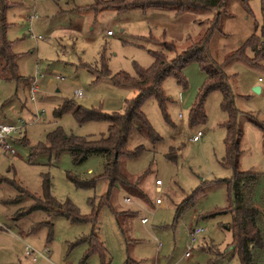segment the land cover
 I'll return each instance as SVG.
<instances>
[{
  "label": "rangeland",
  "instance_id": "obj_1",
  "mask_svg": "<svg viewBox=\"0 0 264 264\" xmlns=\"http://www.w3.org/2000/svg\"><path fill=\"white\" fill-rule=\"evenodd\" d=\"M9 1L14 5L7 12V37L18 56L21 79L0 77V123L22 128L10 139L15 153L0 154V224L11 228L0 229V264H101L99 253L83 262L88 246L80 240L93 233L104 244L107 264L130 260L136 262L130 264H240L228 227L232 214L211 216L230 207L231 191L221 180L232 178L235 172L234 167L224 165L228 116L222 109L221 91H212L205 100V121L190 124L191 108L207 78L198 61L183 68V82L175 75L165 78V107L154 97L144 102L142 110L160 140L154 144L144 130L130 134V151L145 147L140 155H124L119 162L134 189L115 185L110 204L101 205L110 188L101 177L107 163L104 155L92 154L75 164L68 149L59 154L35 152L58 126L78 136L106 135L107 121L80 123L71 112L56 117L55 110L72 100L89 109L124 112L125 100L136 97L138 91L115 84L112 75L134 76L137 65L150 67L154 62L151 51L163 49L153 38L175 42L184 50L190 38L204 36L216 12L120 8L106 3L111 0ZM262 7V0H225L209 53L230 76L236 96L238 124L243 130L240 169L264 174V132L249 117L264 123V61L253 66L234 56L253 34L260 35ZM34 80L39 87L35 100L31 98ZM257 86L260 93L254 90ZM77 90L83 96H77ZM198 131L202 137L192 140ZM45 174L51 177V194L61 202L71 200L91 221L57 216L50 228L44 211L14 219L18 209L28 210L33 203L28 197L11 203L19 194L16 184L42 195ZM70 175L90 185L78 186ZM157 179L163 184L157 185ZM159 196L162 205L156 204ZM252 197L264 210V175ZM195 227L204 231L186 256L189 233ZM27 244L49 253L34 262L24 253ZM255 256L264 264V249L255 251Z\"/></svg>",
  "mask_w": 264,
  "mask_h": 264
},
{
  "label": "trees",
  "instance_id": "obj_2",
  "mask_svg": "<svg viewBox=\"0 0 264 264\" xmlns=\"http://www.w3.org/2000/svg\"><path fill=\"white\" fill-rule=\"evenodd\" d=\"M106 3L109 5L116 3L115 5H119L120 8L173 9L178 13L186 10L195 12L214 10L216 13L214 18L210 20V26L204 36L200 39L190 38L189 44L184 50H179L175 42L156 39L157 42L162 44L163 49L151 51L154 62L150 67L142 68L137 65L136 75L134 76L126 72H118L112 75L115 84L130 85L138 91L136 97L125 100L124 112L108 113L102 110L89 109L72 100L66 101L55 110L56 117H62L64 114L71 112L80 123L107 121L110 126L106 135L98 138L78 136L66 133L63 127L58 126L47 134L45 143L35 147V152H55L59 154L62 149H68L75 164L82 163L92 154L104 155L107 163L105 173L101 177L110 183V188L102 197L101 205L110 204L112 188L115 185L121 184L130 191L134 189L121 173L119 162L124 155L133 157L140 155L145 147L140 145L134 151H130L127 147L130 134L134 130H144L151 137L154 144L160 140L142 110L144 102L148 98L154 97L162 107H165L168 101L162 89L165 78L169 75H175L180 82H183V68L192 61H198L206 72L207 78L191 108L190 124L194 126L201 121H205V100L212 91H221L223 94L222 109L228 116L225 123L227 136L225 139L226 157L224 158V165L234 167L235 171L232 178L221 180V182L227 184L231 191L230 207L211 216L230 212L233 220L228 227L233 232L235 251L239 254L240 264H260L255 256V251L264 249V210L256 206L252 195L254 187L263 178L264 174L254 170L240 169L243 130L238 124L239 110L236 107V96L230 83V76L212 59L209 53L210 39L219 27L221 10L225 5V0H111ZM13 5L9 0H0V77L7 80L21 79L18 71V56L13 51V42L7 37L9 28L7 12ZM262 6L263 24L260 35L253 34L234 53V56L244 59L253 66H259L264 61V0H262ZM249 52L251 55H249ZM107 74H109V70H105V75ZM249 117L252 123L264 132V123H261L254 116ZM27 142L25 140V143ZM70 178L78 186L90 185V183L79 181L72 175H70ZM16 186L19 194L11 203H22L26 197L33 201L28 210H18L16 214L18 218L34 211H44L50 218V221L47 222L50 228L53 226L52 218L57 216L78 222L91 221L90 218L80 213L71 200L61 202L51 194L52 183L49 174L43 175L42 195L33 194L19 184H16ZM96 215L98 216V213ZM36 229L37 226L34 230ZM81 241L88 246L83 259L84 263L92 254L99 253L102 257L101 264H107L106 249L97 235L93 233L82 238Z\"/></svg>",
  "mask_w": 264,
  "mask_h": 264
},
{
  "label": "built area",
  "instance_id": "obj_3",
  "mask_svg": "<svg viewBox=\"0 0 264 264\" xmlns=\"http://www.w3.org/2000/svg\"><path fill=\"white\" fill-rule=\"evenodd\" d=\"M108 34L111 35L112 31H108ZM40 38V37H39ZM261 79V78H260ZM39 91V87L36 84V80H34L33 85L31 86V98L33 100L36 99V95ZM77 96H83V91L82 90H77L76 91ZM22 126L20 127L17 124L14 123H0V154L2 152L4 153H11L14 154V150L11 148V143L10 139L12 137L13 133L20 132ZM203 133L202 131H198L194 136H192V140H199L202 137ZM157 185H162L163 181L160 179L156 180ZM125 201H129L128 198H125ZM156 204L162 205L163 201L162 198L159 196L156 198ZM147 221L146 218L142 219V222L145 223ZM0 228H3L5 230H8L9 228L7 226L1 225ZM204 229L202 227H195L190 230L189 233V238L191 239V243L188 245V251L186 252V256H190V251H191V245L194 243L198 236L202 235ZM26 251L33 257L34 260H37L39 256H45L46 254L49 253V251L41 252L35 248H33L31 245L27 244L26 245Z\"/></svg>",
  "mask_w": 264,
  "mask_h": 264
},
{
  "label": "crops",
  "instance_id": "obj_4",
  "mask_svg": "<svg viewBox=\"0 0 264 264\" xmlns=\"http://www.w3.org/2000/svg\"><path fill=\"white\" fill-rule=\"evenodd\" d=\"M142 9H143V8H142ZM144 9H148V8H144ZM176 12H177V11H176ZM177 13H178V12H177ZM107 34H108V32H107ZM108 35H109V34H108ZM111 35H112V34H111ZM152 38H153V37H152ZM154 39H155V38H153L152 40H154ZM155 40H156V39H155ZM155 40H154V41H155ZM156 42H157V40H156ZM261 91H262V90H261ZM261 91H260V92H261ZM260 92H259V93H260ZM11 138H12V137H11ZM18 210H19V209H18ZM18 210H17V212H18ZM17 212L15 213V218H14L15 220L18 219V217L16 216ZM7 227H8V226H7ZM8 228H10V227H8ZM0 229H3V228H0ZM10 229H11V228H10ZM3 230H5V229H3ZM23 234H24V233H23ZM19 238L24 239L23 236H21V237L19 236ZM24 251H25L24 253L27 255V257H28L30 260H32V261H34V262L38 261V259H37V260H34L33 257H32V256L26 251V247H25V250H24ZM130 263H136V262H135L134 260H130V261L128 262V264H130Z\"/></svg>",
  "mask_w": 264,
  "mask_h": 264
},
{
  "label": "water",
  "instance_id": "obj_5",
  "mask_svg": "<svg viewBox=\"0 0 264 264\" xmlns=\"http://www.w3.org/2000/svg\"><path fill=\"white\" fill-rule=\"evenodd\" d=\"M254 90L259 93L261 91V88L259 86L255 87Z\"/></svg>",
  "mask_w": 264,
  "mask_h": 264
}]
</instances>
